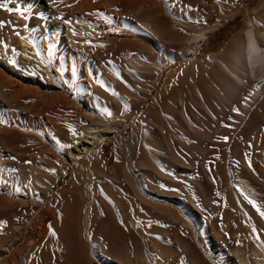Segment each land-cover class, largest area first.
<instances>
[{
  "label": "bare ground",
  "instance_id": "1",
  "mask_svg": "<svg viewBox=\"0 0 264 264\" xmlns=\"http://www.w3.org/2000/svg\"><path fill=\"white\" fill-rule=\"evenodd\" d=\"M0 2V264H264V217L249 203L264 211V32L255 22L264 0L205 59L191 56L222 19L197 31L204 0ZM179 61L170 87L134 122ZM20 96L49 139L31 174L16 169L9 141L22 124L12 122L14 107L20 118L34 111L13 104ZM118 101L130 111L115 123ZM106 140L112 167L95 157ZM80 158L92 201L71 187L82 202L58 208L49 188ZM55 161L58 174L40 181Z\"/></svg>",
  "mask_w": 264,
  "mask_h": 264
},
{
  "label": "rangeland",
  "instance_id": "2",
  "mask_svg": "<svg viewBox=\"0 0 264 264\" xmlns=\"http://www.w3.org/2000/svg\"><path fill=\"white\" fill-rule=\"evenodd\" d=\"M204 1L206 2V5H205L206 9L204 10L205 11L204 19L197 18L196 20H194L196 22V25H198V26H196V27H198L197 31L199 32V29L202 27L206 28V29L207 28L210 29L211 27H214L216 24L219 23L220 19H222L221 20L222 23H220V26L215 30V32H213V33L209 32L208 33L209 38H207V40L202 43L201 48L197 51V53L195 55L191 56V58H193V59H198V58L205 59L212 53L221 52L233 40V38L239 32H241L244 29L247 19L250 17V14L253 12V10L258 7V4L260 2V0H250L249 2H246L247 0H221V1L218 0L217 2L215 0H204ZM218 2H220V3H218ZM1 4L2 3L0 2V8H2ZM216 4H217V8L215 7ZM2 9H0V12L3 13ZM2 13H0V16H2V15L6 16L4 13L3 14ZM232 15L234 17L230 21L229 18ZM21 18L23 19V17H20V20H21ZM228 19H229V21H228ZM255 22L257 23L258 27H260L262 29V31L264 32V20L256 17ZM13 26L15 27V29L13 28ZM18 28H17L16 24L15 25L13 24L11 26L12 33L16 32L15 34H17V32H19V30H17ZM185 63L179 61L177 64H173V65L169 66L170 68L169 67L166 68L168 70L165 69L166 71L164 70L162 72V76H161L162 78H161L160 83L150 91L148 99L142 105V107L139 109L138 114L134 117V119H133L134 122H138L139 118L142 117L143 113L156 100L157 96L160 93H163L164 91H166L170 87V84L167 83V81H168L167 75L169 73H171L173 70H176L177 68L181 67ZM102 84L104 86H106L107 88H109V83L107 81H103ZM110 85H111L110 88L111 89L113 88V91L115 92L116 95L122 94L121 92H119L120 90L118 88H116L117 87L116 85H114L112 83H110ZM117 90H118V92H117ZM19 98H21V99L23 98L22 103H20L21 100L19 101L20 104L18 103V101L15 100L13 104H15V105L18 104L21 107L26 106L25 108H27L29 110L32 108L34 111H31L32 115H30V116L32 117L34 115L32 117V119L33 118L34 119L31 120L32 122L29 121V119L31 117L28 119L26 115H25V117L22 116L20 118L19 113H17V111H15V109L17 107L16 108L14 107L13 110H14L15 114H14V118H12V120H14V121H12V122L14 124L18 123V122L20 124L21 123L22 124L21 125L17 124V126L15 124V126H12V128L14 129V135L10 137L9 141L12 142V140H13V142H14V140H15L16 148L19 147V149H20L19 150V149L14 148L15 149L14 153L17 152L16 150H18L19 152H17L18 156L16 154L13 155V157H12L13 161L12 162H14L16 169L20 168V169H22L23 172L31 174V171L37 169V166L41 164L40 161L44 160L43 156H45L44 152L46 150L45 142L49 139L47 138V136L44 137V134L40 133L39 129L37 128V124L35 125L34 121L36 120L35 114L37 112V107H32L31 105L29 106L28 105L29 103L25 104L24 97L20 96ZM121 102L118 101L116 103L119 105V107L115 104V106H116V107H114L115 110L113 108L114 111L110 112L111 117H110V115H108V119H110L112 122H115V123L117 121L119 122L122 118H125L128 116L127 111H130V110L129 109L126 110V108L124 107V104H122ZM15 105H13V106H15ZM113 114H114V117L112 116ZM17 115L19 117H16ZM15 117H16V119H15ZM19 119H22L23 122H22V120H19ZM24 120H25V123L27 122L26 124L24 123ZM133 131H134L133 128L131 126H128L126 129L122 130V133H121L122 138L123 139L128 138L133 133ZM59 137H61V136H59ZM59 137L57 136L54 138L53 142H54V144H56V146L62 145ZM19 138H21V139H19ZM22 150H23V152H22ZM97 150H98L97 151L98 155H96L95 157H100L101 159H103V161L105 162V165L107 167L108 166L112 167L114 165V163L117 161V155H116L117 153H116L115 144L113 143V141L106 140V141L100 142V144L97 147ZM85 163H87L86 158L78 159L76 164L70 165L67 168V170L65 171V173L57 179V182H55L49 188V195H50L53 203H55V206H57L58 208L62 207V205H64V204L69 203L70 205L74 206V205L78 204L79 201L82 202V200H79V201L77 200V201L73 202V200H71V198H70L71 187H76V186L79 189L78 193L81 194L84 202H86L85 200H87L89 203H91L93 193H91L92 191L90 189H86V186L83 184V182L79 178L80 174H78V171L80 170V168H82L85 165ZM41 165H43V164H41ZM61 165L62 164L60 163V161H55V163H52L51 167L49 166L50 168L48 169V171L46 170L47 168L44 169V171H43L44 173L42 172L43 177L42 176L40 177L41 178L40 181L46 182V183L49 182L51 180L50 179L51 177H54V176H56V174H58V172L60 170L59 167H61ZM45 166L47 167V164H45ZM73 174H74L75 178L72 177ZM75 174L78 176H76ZM42 178H44V179H42ZM39 179H38V181H39ZM78 180H80V181H78ZM72 181H74V182H72ZM110 181L111 180H108V183H107L108 186L111 187V188H109V190L111 193H114L116 195L117 194L116 185L113 183V181H111V184H110ZM46 183H44V184H46ZM79 183H80V186L82 185L81 189H80ZM64 187L66 188L67 191L61 193L60 195H58L54 198V195L56 193H58L60 191V189H65ZM82 188H83V190H82ZM100 192H99V190L97 191V193H99L98 196H101V195L103 196V192L101 189H100ZM12 216H15V215H10V217H12Z\"/></svg>",
  "mask_w": 264,
  "mask_h": 264
},
{
  "label": "snow or ice",
  "instance_id": "3",
  "mask_svg": "<svg viewBox=\"0 0 264 264\" xmlns=\"http://www.w3.org/2000/svg\"><path fill=\"white\" fill-rule=\"evenodd\" d=\"M249 203L253 204V206L256 207V210L260 213V215L264 217V211H261V209L255 205L254 201L249 200Z\"/></svg>",
  "mask_w": 264,
  "mask_h": 264
}]
</instances>
